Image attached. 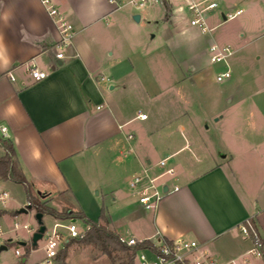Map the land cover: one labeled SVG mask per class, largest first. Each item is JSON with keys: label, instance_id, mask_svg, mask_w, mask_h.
I'll use <instances>...</instances> for the list:
<instances>
[{"label": "crops", "instance_id": "1", "mask_svg": "<svg viewBox=\"0 0 264 264\" xmlns=\"http://www.w3.org/2000/svg\"><path fill=\"white\" fill-rule=\"evenodd\" d=\"M115 1L59 0L74 29L71 43L61 46L57 20L43 0H0V124L8 129L25 175L45 196L42 200L69 193L74 201L68 209L82 210L119 235L153 242L184 237L198 241L215 262L241 257L249 263L253 241L239 226L252 218L264 240V89L249 95L253 106L246 111V121L221 127L213 141L202 137L190 116L188 123L177 118L159 127L148 124L137 100L139 95L152 97L161 87L148 61L135 50H122L121 56L106 60L96 33L98 21L114 15ZM170 7L164 24L175 23L171 2ZM182 20L177 19L180 26L174 33L160 27L167 48L182 40L193 43L200 34ZM105 31L110 39L121 35L115 26ZM211 40L216 42L213 36ZM57 52L64 57L57 58ZM211 65L187 74L181 69L177 81L191 78L196 83ZM31 67L47 72V77L33 79ZM226 68H212L214 76ZM219 114L216 109L211 116L219 121ZM137 121H142L140 131ZM195 133L202 143L194 139ZM154 151L162 153L157 161ZM163 158L175 169L177 180L168 175L161 179L179 189L166 193L157 209L148 211L128 179L145 168L162 173L165 168L158 162ZM114 203L124 213L121 218L111 209ZM31 236L17 238L29 246L27 257L21 245L17 247L25 264Z\"/></svg>", "mask_w": 264, "mask_h": 264}, {"label": "rangeland", "instance_id": "2", "mask_svg": "<svg viewBox=\"0 0 264 264\" xmlns=\"http://www.w3.org/2000/svg\"><path fill=\"white\" fill-rule=\"evenodd\" d=\"M135 1L138 2V0H116L115 5L118 7L114 9V15L101 18L96 24L99 28L96 29V33L99 35V44L104 45L103 54L106 60L121 56L122 50H135L141 52L148 61L161 86L152 97L139 95L137 100V109H141L148 116V124L159 127L177 118L188 123V116H190L199 127L202 137L209 142L216 139L221 127L230 129L236 124L244 123L247 119L246 111L253 106L249 95L264 89V0H220L219 8L209 17L211 32L201 33L199 30L200 34L192 41L193 43L182 40L173 44L171 48H167L164 43L160 27L164 26L166 30L174 33L180 26L177 19L188 20L189 14L184 8V2L170 0L175 23L164 24L163 16L166 11L163 3L149 1L144 6H139ZM52 2L62 14H67L59 4V0H52ZM237 9H241L242 13L236 18H223L222 13ZM135 14L141 15L139 20L134 19ZM114 16H116L115 19ZM113 26L120 28L121 35L110 39L111 33L107 35L105 30L109 27L112 29ZM212 36L216 42L231 46L233 53L226 63H218L214 66L210 61L209 46ZM112 50L115 53L109 56ZM175 59L179 62L176 65L173 63ZM168 61H171L170 64ZM209 62L212 64L211 69L204 74L202 80L198 78L196 83H193L191 78L177 81V78L181 77L179 70L182 69L187 74L188 71ZM223 65L227 66L233 74L229 80L218 82L212 68L223 67ZM108 83L111 84L110 81H105V84ZM216 109L220 111L219 115H223L219 121H215V117L211 116ZM141 123L142 121L136 123L139 131L142 128ZM195 134L194 139L198 137L197 133ZM197 140L202 143L201 139L197 138ZM2 153L3 150L0 148V155ZM161 155V152L154 151L152 158L157 161ZM191 160L195 162L194 157ZM3 191L8 193V199L5 203L0 200V238L7 240V248L0 251V264H18L21 259L15 254V249L19 246L17 238L27 240L39 227L36 216L38 211L35 207H31L26 212H19L21 208L29 204L27 190L23 184L0 179V194ZM33 194L40 200L45 198L38 190ZM105 199L106 204L111 207L110 196H106ZM73 201V196L69 193H56L50 198L48 204L63 210L73 204ZM114 204L111 209L117 218H121L124 213L120 210V206H117L118 203ZM12 211L15 213H11ZM42 221L46 231L37 244L32 245L26 262L28 264L45 255L44 246L47 236L51 234L55 223L69 224V219L59 220L49 214H43ZM16 223L20 227L16 228ZM24 224L29 226L30 231L22 227ZM77 225L85 227L80 221H77ZM59 229L66 232L64 228ZM9 238L12 241H8ZM21 248L24 252L29 246L24 245ZM114 254L117 263L125 261L124 251H117ZM235 261L236 264H246L241 257L235 258ZM66 262L67 264H112L111 259L93 245L76 242L69 244ZM260 262L264 263L262 257H251L247 264H261ZM135 264H139L137 258Z\"/></svg>", "mask_w": 264, "mask_h": 264}, {"label": "built area", "instance_id": "3", "mask_svg": "<svg viewBox=\"0 0 264 264\" xmlns=\"http://www.w3.org/2000/svg\"><path fill=\"white\" fill-rule=\"evenodd\" d=\"M114 2L115 0H110ZM159 2L164 4V0H138L135 1L139 6H144L147 2ZM170 4V0H166ZM184 2V8L189 14L188 23L190 26L196 27L201 33H207L212 31V27L209 24V17L212 12L217 10L220 6V0H182ZM43 3L50 15L57 20L58 28L60 32V45L67 46L71 43V39L74 34L73 26L66 20L63 14L55 7L52 0H43ZM242 13L241 9L235 11H229L222 13L224 19H234ZM233 51L230 45L220 44L213 42L209 46L210 61L215 63H226L228 57L232 55ZM57 58H63V52L56 53ZM30 75L35 80H41L47 77V72L40 70L36 67L29 68ZM232 72L229 68L224 71L217 72L215 79L218 82H224L230 79ZM13 78V76H12ZM141 118H146L145 113L140 114ZM185 127H180L183 130ZM0 134L3 137L8 138V129L5 125L0 124ZM167 159H161L158 164L165 170L160 174H151L148 168H145L141 172L133 174L128 179V185L136 192L138 202L143 206L145 210L154 211L159 206L161 199L164 195L171 191L179 189L178 184H173L171 187L167 181L162 180L163 175H168L170 179L177 180L176 172L173 167H168ZM174 183V182H173ZM167 186V190L164 186ZM8 199V193L3 191L0 194V200L5 203ZM260 212L257 213L259 215ZM16 228L20 227L18 223L15 224ZM30 231L27 224L22 226ZM59 228L66 229L65 231ZM86 227L77 225L75 218L69 219V224L55 223L54 229L51 234L47 236L45 244V257L34 264H57L56 256L59 250L63 247L65 242H68L71 237H76L83 234L86 231ZM240 232L250 237L253 241V246L248 251L250 256L262 257L264 255V240L257 229L252 218H248L239 226ZM119 240L127 245H134L142 242L135 237H127L119 235ZM153 242V241H152ZM7 245V240H1L0 246ZM154 248H144L138 251L136 258L139 260V264H217L214 260L209 258L207 252L201 248V245L196 240L185 239L184 237H177L170 242H167L163 238H159L153 242ZM15 254L22 257L20 248L15 249ZM224 264H236L234 260L228 261Z\"/></svg>", "mask_w": 264, "mask_h": 264}, {"label": "trees", "instance_id": "4", "mask_svg": "<svg viewBox=\"0 0 264 264\" xmlns=\"http://www.w3.org/2000/svg\"><path fill=\"white\" fill-rule=\"evenodd\" d=\"M164 7L166 11L165 17L169 18L171 7L166 0H164ZM0 148L3 150V153L0 155V179L12 180L23 184L27 190L28 203L31 207H35L38 212L49 214L52 217L63 221L75 218L87 228L83 234L71 237L68 242L64 243L63 247L59 250L58 255L56 256L57 264H67V250L71 242L83 245H93L102 253L106 254L111 259L112 264H135V259L139 250L144 248H154L153 242L148 239L134 245H127L119 240L118 233L114 232L106 224L89 218L82 210L68 208L62 210L49 205L48 203L50 202V198L40 200L33 194L36 190L35 186L24 173L13 140L9 137H3L0 134ZM11 213L14 214L15 212L12 211ZM101 217L105 219L104 209H102ZM165 240L167 242L171 241L167 239ZM117 251H124L126 253L125 261H122L121 263L116 262V256L114 253ZM28 253L29 248L25 250V257H27ZM20 264H25V262L20 261Z\"/></svg>", "mask_w": 264, "mask_h": 264}, {"label": "water", "instance_id": "5", "mask_svg": "<svg viewBox=\"0 0 264 264\" xmlns=\"http://www.w3.org/2000/svg\"><path fill=\"white\" fill-rule=\"evenodd\" d=\"M139 18H140L139 14L134 15L135 20H139ZM29 208H31L30 204H28L26 207L21 208L19 210V212H26ZM36 216H37V219L39 222V227L32 234V238H31L32 245H36L37 241L43 237L44 232L46 231V226L43 224V221H42L43 213L38 212ZM18 244L21 246H24L26 244V242L19 241ZM6 248H7V246L5 244H3L0 246V251L3 249H6Z\"/></svg>", "mask_w": 264, "mask_h": 264}]
</instances>
